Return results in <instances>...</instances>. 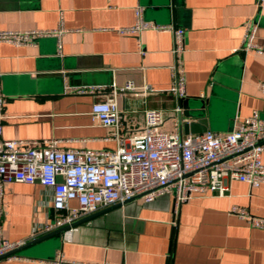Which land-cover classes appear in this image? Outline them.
<instances>
[{
    "label": "crops",
    "instance_id": "crops-1",
    "mask_svg": "<svg viewBox=\"0 0 264 264\" xmlns=\"http://www.w3.org/2000/svg\"><path fill=\"white\" fill-rule=\"evenodd\" d=\"M138 6L147 21L186 31L182 99L169 92L172 33L119 32L135 24ZM248 20L258 24L257 41L264 43V8L256 0H0V29L63 25L67 30L61 51L55 37L41 38L37 45L0 44V88L7 98L2 137L58 138L62 148L116 149L113 128L95 125L90 112L95 102L130 81L148 83L156 92L125 93L122 131L128 136L139 131L147 109L163 110L161 128L179 133L177 106L193 115L183 123L199 124L206 129L201 132L229 133L254 110L264 120V93L258 85L264 81V57L240 50ZM90 86L101 91L74 92ZM200 110L203 120L195 115ZM229 189L227 196H199L179 206L171 195L151 202L135 197L78 222L69 237L61 234L22 247L0 264H57L60 255L110 264H264V228L230 212L236 205L264 217V184L230 180ZM2 207L5 238L39 237L53 218L52 189L8 183Z\"/></svg>",
    "mask_w": 264,
    "mask_h": 264
},
{
    "label": "built area",
    "instance_id": "built-area-1",
    "mask_svg": "<svg viewBox=\"0 0 264 264\" xmlns=\"http://www.w3.org/2000/svg\"><path fill=\"white\" fill-rule=\"evenodd\" d=\"M256 1L259 9H263L264 0ZM135 13V24L121 27L119 32L137 36L148 29L172 33L174 60L169 67L172 77L169 92L179 99L184 98L185 29L147 21L142 6L136 7ZM66 31L63 25L57 29H0V44L37 45L41 38L55 37L61 51V37ZM257 31L258 24L248 20L240 50L264 57V43L257 41ZM138 45L143 52L142 43ZM258 85L264 93V81ZM100 91L101 88L94 86L74 90L80 94ZM126 92L147 96L156 90L148 83L138 86L130 81L124 87L114 89L105 100L95 102L90 112L93 123L112 127L118 147L81 149L62 148L58 138H3L7 98L0 88V259H13L17 250L37 237L33 234L29 238L10 240L3 236L2 201L8 183H39L51 188L53 218L45 225L44 233L70 226L63 237L71 235L72 224L77 220L116 204L123 205L138 196L151 202L160 196L171 195L175 205L179 206L199 196H227L230 180H240L251 187L264 184V120L260 111L254 110L229 133L208 130L182 135L161 128L165 121L163 110L147 109L139 131L128 136L122 131L124 117L121 112V101ZM174 110L180 113L182 109L177 106ZM230 212L253 227L264 228V217L254 216L244 207L235 205ZM56 263L110 264L68 260L61 255Z\"/></svg>",
    "mask_w": 264,
    "mask_h": 264
},
{
    "label": "water",
    "instance_id": "water-1",
    "mask_svg": "<svg viewBox=\"0 0 264 264\" xmlns=\"http://www.w3.org/2000/svg\"><path fill=\"white\" fill-rule=\"evenodd\" d=\"M203 114H204V113H203V110H200V111H199L197 114H195V115L198 116V118H200V120H203V119H202ZM195 115H194V116H195ZM185 117H193V115H191L190 113H186V112H180V113H178V121H179V125H180V127H181V131H180L181 134H183V131H184L185 134H188V133H190V132H192V133H196V132H201V131L206 130L204 127H200L199 124H195V123H192V122H191V123H187V122L183 123V119H184ZM201 122H204V121H201ZM138 197H141V196H138ZM133 199H134V198H133ZM131 200H132V199H131ZM129 201H130V200H129ZM127 202H128V201H126L125 203H127ZM117 205H121V204H116V205H113L112 207H115V206H117ZM112 207L106 208V210H107V209H110V208H112ZM96 214H98V213L88 215V216H86L85 218L80 219V220L74 222V223L72 224V226L76 225V224H77L78 222H80V221L88 220V219L92 218L93 216H95ZM68 228H70V226H65V227H62V228L56 229V230H54V231L48 232V233H46V234H44V235H41V236H39V237H36L35 239L30 240V241H29L26 245H24L23 247L28 246V245H32V244H36V243H39V242H43V241H45V240H47V239H49V238H51V237H54V236H59V235L63 234L64 231H66ZM20 249H22V247H21Z\"/></svg>",
    "mask_w": 264,
    "mask_h": 264
}]
</instances>
